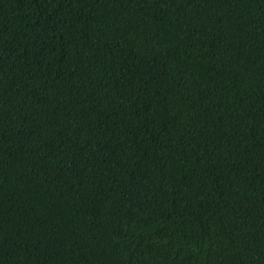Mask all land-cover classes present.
Wrapping results in <instances>:
<instances>
[{"label": "trees", "instance_id": "obj_1", "mask_svg": "<svg viewBox=\"0 0 264 264\" xmlns=\"http://www.w3.org/2000/svg\"><path fill=\"white\" fill-rule=\"evenodd\" d=\"M0 264H264V0H0Z\"/></svg>", "mask_w": 264, "mask_h": 264}]
</instances>
